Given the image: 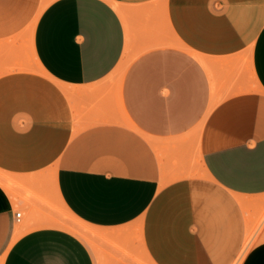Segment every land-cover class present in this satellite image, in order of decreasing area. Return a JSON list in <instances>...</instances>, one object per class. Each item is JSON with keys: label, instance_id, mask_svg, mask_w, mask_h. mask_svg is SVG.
<instances>
[{"label": "crops", "instance_id": "obj_1", "mask_svg": "<svg viewBox=\"0 0 264 264\" xmlns=\"http://www.w3.org/2000/svg\"><path fill=\"white\" fill-rule=\"evenodd\" d=\"M0 175V264H233L264 201V0H0Z\"/></svg>", "mask_w": 264, "mask_h": 264}, {"label": "rangeland", "instance_id": "obj_2", "mask_svg": "<svg viewBox=\"0 0 264 264\" xmlns=\"http://www.w3.org/2000/svg\"><path fill=\"white\" fill-rule=\"evenodd\" d=\"M249 213V233L247 232V235H249V241L247 244V241L245 242L240 255L233 264H241L245 254L257 243L264 240V201L262 205L255 207L253 211L251 209Z\"/></svg>", "mask_w": 264, "mask_h": 264}, {"label": "bare ground", "instance_id": "obj_3", "mask_svg": "<svg viewBox=\"0 0 264 264\" xmlns=\"http://www.w3.org/2000/svg\"><path fill=\"white\" fill-rule=\"evenodd\" d=\"M45 5V4H44ZM1 176V175H0ZM4 178V177H3ZM3 178L2 179H0V180H2L3 181ZM66 214V213H65ZM60 219V218H59ZM56 223H58V224H60L61 226H63V227H65V228H67V229H69V230H71V231H74L75 233H77V234H79V235H81V236H83V237H86L87 238V233H88V231H89V229L85 226V225H83L82 223H80V221L78 220H76V219H74L72 216H69V215H65V217H64V219L63 220H61V221H58V222H56ZM90 232V231H89ZM248 233H249V230H248ZM247 233V234H248ZM248 238H249V235H247V238H246V244L248 243Z\"/></svg>", "mask_w": 264, "mask_h": 264}, {"label": "built area", "instance_id": "obj_4", "mask_svg": "<svg viewBox=\"0 0 264 264\" xmlns=\"http://www.w3.org/2000/svg\"><path fill=\"white\" fill-rule=\"evenodd\" d=\"M17 215L20 216V213H18Z\"/></svg>", "mask_w": 264, "mask_h": 264}]
</instances>
